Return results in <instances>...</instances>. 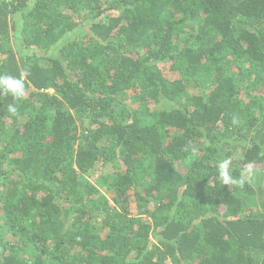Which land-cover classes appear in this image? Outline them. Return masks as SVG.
<instances>
[{
  "label": "trees",
  "instance_id": "16d2710c",
  "mask_svg": "<svg viewBox=\"0 0 264 264\" xmlns=\"http://www.w3.org/2000/svg\"><path fill=\"white\" fill-rule=\"evenodd\" d=\"M25 72L0 264H264V0H0Z\"/></svg>",
  "mask_w": 264,
  "mask_h": 264
},
{
  "label": "clouds",
  "instance_id": "9594fccd",
  "mask_svg": "<svg viewBox=\"0 0 264 264\" xmlns=\"http://www.w3.org/2000/svg\"><path fill=\"white\" fill-rule=\"evenodd\" d=\"M25 72L21 76H12L9 74H0V95H10L13 100H19L25 95ZM8 111L12 114L17 112L14 104L8 105ZM218 178L223 185L230 186L237 181L231 174V160L224 159L218 164ZM243 183V180L240 181Z\"/></svg>",
  "mask_w": 264,
  "mask_h": 264
},
{
  "label": "rangeland",
  "instance_id": "374dc122",
  "mask_svg": "<svg viewBox=\"0 0 264 264\" xmlns=\"http://www.w3.org/2000/svg\"><path fill=\"white\" fill-rule=\"evenodd\" d=\"M15 35L16 32L12 31V43L14 50L18 53V56H20L21 44L20 42L17 43ZM245 177L253 186L264 184V172L259 166L248 168Z\"/></svg>",
  "mask_w": 264,
  "mask_h": 264
}]
</instances>
